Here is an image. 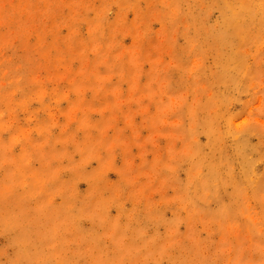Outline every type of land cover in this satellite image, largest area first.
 Returning <instances> with one entry per match:
<instances>
[{
    "label": "rangeland",
    "instance_id": "rangeland-1",
    "mask_svg": "<svg viewBox=\"0 0 264 264\" xmlns=\"http://www.w3.org/2000/svg\"><path fill=\"white\" fill-rule=\"evenodd\" d=\"M0 264H264V0H0Z\"/></svg>",
    "mask_w": 264,
    "mask_h": 264
}]
</instances>
